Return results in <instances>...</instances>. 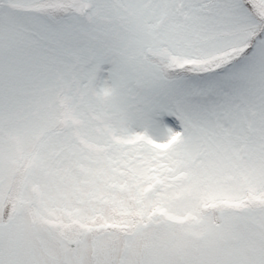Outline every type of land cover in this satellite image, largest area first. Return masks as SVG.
<instances>
[{"label":"snow or ice","instance_id":"obj_1","mask_svg":"<svg viewBox=\"0 0 264 264\" xmlns=\"http://www.w3.org/2000/svg\"><path fill=\"white\" fill-rule=\"evenodd\" d=\"M0 264H264V0H0Z\"/></svg>","mask_w":264,"mask_h":264}]
</instances>
